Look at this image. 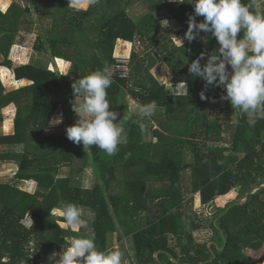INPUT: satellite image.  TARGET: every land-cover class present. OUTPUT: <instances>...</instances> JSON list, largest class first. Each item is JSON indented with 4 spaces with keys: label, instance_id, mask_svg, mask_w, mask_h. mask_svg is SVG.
<instances>
[{
    "label": "trees",
    "instance_id": "1",
    "mask_svg": "<svg viewBox=\"0 0 264 264\" xmlns=\"http://www.w3.org/2000/svg\"><path fill=\"white\" fill-rule=\"evenodd\" d=\"M74 1L86 5L89 0ZM139 1L150 11L137 19L128 9ZM188 2L98 0L82 9L70 0H33L34 9L23 11L16 3L5 13L0 9V123L3 108L17 107L14 133L0 135V144L24 145L23 152L0 153V159L17 163L16 180L37 184L28 192L14 183H0V264H50L55 247L66 248L71 238L87 234L95 237L101 251L112 250L113 237L127 241L137 264H247L246 249L264 245V187L237 204L264 184V119L249 118L227 100L222 119L211 112L210 102L221 100L226 89L206 88L202 78L189 73L188 65L202 52V65L213 52L218 55L215 37L206 33L205 42L176 45L173 39L158 36L163 29L155 13L166 11L188 28L194 14V5ZM243 2L259 10L257 0ZM34 11L54 22L49 32L36 36L34 48L58 58L60 67H65V59L73 69L88 66L89 74L105 64L112 69L119 39L147 48L144 56L143 51H132L130 77L112 73L114 82L107 90L110 109L119 113L118 122L128 130L115 155L95 146L86 152L82 144L67 138L66 130L59 135L44 133L58 109L66 129L76 123L69 98L75 97L72 84L79 78L77 70L64 74L39 63L13 67L11 50L18 35L32 29L33 22L26 17ZM160 62L173 71L174 82L187 83L185 93L173 92L152 74ZM13 68L16 79L32 83L6 92L1 78L13 80L6 73ZM129 94L139 105L156 101L151 118L163 119L153 130L154 140L148 133L152 125L130 122ZM228 137L230 144L224 145ZM87 165L95 171L91 188L81 180ZM188 167L191 185L184 176ZM237 185L238 194L233 191ZM197 193L203 204L215 202L217 212L211 221L192 210ZM66 203L95 212L94 220L87 222L90 231L61 225L63 217L53 212ZM26 216L34 219L30 227L23 222ZM206 227L213 230L211 244L194 234ZM169 234L176 236L174 242Z\"/></svg>",
    "mask_w": 264,
    "mask_h": 264
},
{
    "label": "clouds",
    "instance_id": "2",
    "mask_svg": "<svg viewBox=\"0 0 264 264\" xmlns=\"http://www.w3.org/2000/svg\"><path fill=\"white\" fill-rule=\"evenodd\" d=\"M97 2L89 0L91 5ZM188 3L194 5V14L189 16L184 38L192 42L204 32L215 37L219 45L215 51L218 55L213 52L205 64H201L204 52L192 61L188 65L189 73L202 78L206 88L226 89L220 99L230 101L242 114L264 119V13L243 0H190ZM200 16L204 19L197 23L196 17ZM240 33L242 36L238 38ZM113 82L111 67L105 64L72 84L75 96L72 110L79 119L67 127L66 136L77 145L82 144L86 152L95 146L111 156L125 143L124 129L118 124L119 113L110 109L108 100L107 90ZM205 98L202 91L201 99ZM157 107L154 100L141 104L137 115L141 120L151 119ZM61 213L64 223L72 230L87 229V221L75 204H62ZM123 255L119 250H99L95 237L87 234L72 239L63 251L53 252L49 261L50 264H122Z\"/></svg>",
    "mask_w": 264,
    "mask_h": 264
},
{
    "label": "rangeland",
    "instance_id": "3",
    "mask_svg": "<svg viewBox=\"0 0 264 264\" xmlns=\"http://www.w3.org/2000/svg\"><path fill=\"white\" fill-rule=\"evenodd\" d=\"M8 1V2H7ZM33 0H1L0 2V9L5 13L9 10L10 6L13 3H16L20 8L24 11L25 7H32L34 9ZM7 2V5L4 3ZM74 0H72V5L87 9L90 5L89 1H87L86 5H79L76 4ZM4 4V5H3ZM258 8L259 10H264V0H257ZM128 11L134 16L135 18H140L144 16L145 14L149 13V8L147 7L146 3L144 1H139L134 3L132 7L128 9ZM22 15V14H21ZM155 15L159 18L160 25L163 30L160 31L159 37H163L165 40L173 39L174 43L176 45H182L187 42L185 37V33L187 32L188 28L182 26L178 21L173 19L168 15L166 11H157ZM21 17V16H20ZM27 20H32V29L30 30H23L17 37L16 44L13 46L10 54V58L13 61V67L15 68L18 65L25 64V63H39L43 64L48 67V69L52 70H58L61 73L69 74L71 70L73 69L72 62H69L64 59L65 67H60L58 58H54L48 53L40 52L35 50L34 48V42L36 40L37 35L46 34L49 32L50 29H52L53 25V19L41 16L37 12L31 13L29 16L26 17ZM197 23L202 22L203 18L196 17ZM206 33L201 32L199 37L197 38L200 41L205 42L206 40ZM168 36L169 38L167 39ZM139 45V44H138ZM137 49L140 51H143L141 53L142 56L146 54L148 51L147 48L140 44L139 46H132V44L126 43L123 40H117L116 49L114 53V57L118 60L120 58H126L129 57L132 50ZM153 51V48H150ZM0 60H3V57L0 55ZM14 68L10 69L9 72H6L9 76L8 78H13L11 81H6V79H2V84L4 85L6 92L13 91L15 89H18L20 87H23L25 85H28L32 83L30 80H18L16 79ZM89 67L85 65L78 64V66H75L73 70H77V76L78 78L87 76L89 74ZM231 71V69L229 68ZM113 73V68L111 69ZM152 74L158 79L161 83H166L168 87L174 92L172 89V85L175 83L173 81V71L169 68V66L164 63L160 62L157 65L153 66L151 69ZM113 75V74H112ZM177 91H180V93H185L187 91V83L179 87ZM78 99H82V97H78ZM75 100V97L69 98V105L72 104V102ZM127 102L129 105V113H130V122H135L137 120L142 121L144 125L149 123L147 126H151L148 133H150V137L154 140L153 136V130L158 125V123L163 119L162 117L155 116L151 118L150 121L148 120H141L139 117L136 118L137 115V108L139 104L137 101L129 94L127 96ZM225 101L223 100H213L210 102V109L211 112L215 115H218L221 119L223 118V107L225 105ZM17 113V107L10 106L8 109L3 108L2 114L4 117L3 123H0V135H7V134H13L14 133V120ZM74 117L76 118V121L79 119V117L74 113ZM119 126L124 129V138L125 140L128 137V130L127 127L124 125L123 122H118ZM66 130V124H65V118L64 114L61 109H58L56 112V116L54 119L50 122L49 127H47L44 130V133L47 135H59L63 134ZM224 140L226 134H223ZM149 140L150 139H144ZM230 137H228V142L223 143L224 145L230 144ZM220 142V141H218ZM24 145H8V144H0V153H14V152H23L24 151ZM18 169V165L15 161H9V160H1L0 159V183H14L15 185H18L22 190L28 191V192H34L37 189V184L35 181H19L14 178L15 173ZM184 176L188 180V183L191 185L192 180V168L188 167L184 171ZM82 184L87 187L91 188L95 181V171L90 166H86V171L81 175ZM239 186L237 185L234 187V190L238 194ZM193 196V195H192ZM190 208V206H189ZM84 218L87 222L94 220L95 218V212L88 208H80ZM192 210H196L198 213L204 215L206 219L211 221L214 218L215 213L217 212V206L215 205V202H210L209 204H203L201 201V196L199 193L194 194V204L192 205ZM57 216H62L60 209H55L53 212ZM148 217L153 218V215L147 214ZM202 217V216H201ZM30 216H26L23 220L25 225H28ZM150 218V219H151ZM61 225L64 227H68L67 224L64 222H61ZM87 231H90V229H86ZM195 236L200 241H207L209 244H211V237L213 236V230L210 227H206L203 230L196 231ZM170 242H174L176 240V236L174 234H169ZM74 238H71V240ZM70 240V241H71ZM128 242L121 240L119 241L117 237H113V246L112 250H119L123 252V260L122 264H137V258L134 256V252L130 251L131 249L128 246ZM63 251L62 247H55L51 254L53 252H61ZM50 254V256H51ZM246 254L249 258V261L247 264H264V245L258 249L253 250L251 248L246 249ZM157 255V254H156ZM130 257V258H129ZM59 259V257H57Z\"/></svg>",
    "mask_w": 264,
    "mask_h": 264
},
{
    "label": "built area",
    "instance_id": "4",
    "mask_svg": "<svg viewBox=\"0 0 264 264\" xmlns=\"http://www.w3.org/2000/svg\"><path fill=\"white\" fill-rule=\"evenodd\" d=\"M116 62L113 64V72L118 74V76L120 78H128L130 75V71H131V58L129 57H124V58H120V59H115ZM34 222V219L31 217L29 219L28 225L27 226H31Z\"/></svg>",
    "mask_w": 264,
    "mask_h": 264
},
{
    "label": "water",
    "instance_id": "5",
    "mask_svg": "<svg viewBox=\"0 0 264 264\" xmlns=\"http://www.w3.org/2000/svg\"><path fill=\"white\" fill-rule=\"evenodd\" d=\"M264 187V184L263 185H259L257 187H255L253 190H251L250 192L246 193L244 196H242L240 199H239V202L237 204H243L248 196L251 194V193H255L257 190L261 189ZM174 261H176L175 259H173Z\"/></svg>",
    "mask_w": 264,
    "mask_h": 264
},
{
    "label": "crops",
    "instance_id": "6",
    "mask_svg": "<svg viewBox=\"0 0 264 264\" xmlns=\"http://www.w3.org/2000/svg\"><path fill=\"white\" fill-rule=\"evenodd\" d=\"M120 40H122V39H120ZM123 41L125 42V40H123ZM126 43L132 44L131 42H127V41H126ZM132 46H133V44H132ZM69 62H70V61H69ZM27 80H28V79H27ZM183 85H184L183 82H175V83L172 85V89H173L174 91L180 93V91H177V90L179 89V87H182Z\"/></svg>",
    "mask_w": 264,
    "mask_h": 264
}]
</instances>
